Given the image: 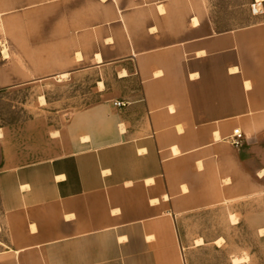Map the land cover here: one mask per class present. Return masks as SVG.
<instances>
[{
    "label": "crops",
    "instance_id": "crops-1",
    "mask_svg": "<svg viewBox=\"0 0 264 264\" xmlns=\"http://www.w3.org/2000/svg\"><path fill=\"white\" fill-rule=\"evenodd\" d=\"M26 2L60 59L30 79L90 72L93 95L40 156L0 168V264H188L201 243L182 218L226 203L264 235V19L218 28L206 0Z\"/></svg>",
    "mask_w": 264,
    "mask_h": 264
},
{
    "label": "rangeland",
    "instance_id": "rangeland-1",
    "mask_svg": "<svg viewBox=\"0 0 264 264\" xmlns=\"http://www.w3.org/2000/svg\"><path fill=\"white\" fill-rule=\"evenodd\" d=\"M206 2L218 28L240 26L255 17L264 19V0L260 5L262 12L254 11L252 4L256 0ZM27 7L26 0H0V168L16 161L17 156L18 161L40 156L41 144L48 145V130L56 128L59 121L93 95L94 74L90 72L66 75L60 80L53 76L30 79L31 71L57 68L60 59L57 56L43 58L41 25L26 23ZM29 11V16H36L37 11L31 5ZM2 45L6 46L7 57L1 52ZM55 48L58 52V45ZM27 144L39 145V149L27 153ZM261 192L255 195V207L264 205ZM1 209L0 205V221ZM206 213L208 215L182 218L188 241L204 238V243L189 244L184 249L188 264H233V255L245 257L237 264H264V235L256 234L243 216L227 203L215 205ZM230 215L239 222L233 224ZM216 239H220L219 243Z\"/></svg>",
    "mask_w": 264,
    "mask_h": 264
},
{
    "label": "bare ground",
    "instance_id": "bare-ground-1",
    "mask_svg": "<svg viewBox=\"0 0 264 264\" xmlns=\"http://www.w3.org/2000/svg\"><path fill=\"white\" fill-rule=\"evenodd\" d=\"M260 5H262V0H256V2L253 4L255 11L261 8ZM1 52L3 53V56H4V57H7V56L9 55L8 52H7V50H6V46H5V45H2ZM66 75H67V74H65V73H64V74H61V75L59 76V78H57V79L60 80L61 78H64ZM99 85L101 86L102 83H100ZM40 98H41V100L44 101V97H43V96H40ZM41 100H40V101H41ZM230 218H231L232 221L235 222V218H233L232 215H230ZM219 240H220V239H219ZM219 240L216 239V242L219 243ZM202 242H203V240H202V238H200V237L197 238V239H195V243H196V244H200V243H202ZM244 258H245V257H244L243 255H242V257H241V256H237V255H233V256L231 257V261H232L233 264H237V263L242 262V261L244 260Z\"/></svg>",
    "mask_w": 264,
    "mask_h": 264
},
{
    "label": "built area",
    "instance_id": "built-area-1",
    "mask_svg": "<svg viewBox=\"0 0 264 264\" xmlns=\"http://www.w3.org/2000/svg\"><path fill=\"white\" fill-rule=\"evenodd\" d=\"M252 7L254 9L253 4H252ZM254 11H255V9H254ZM258 11H261V8L256 10L255 12H258ZM125 103H126V101H123V100H114L113 101L114 105H124ZM246 138H247L246 133L243 130H241L240 127H234L233 128V130H232V143L234 145H237V146L240 145L242 143V141L245 140ZM182 260H183V264H186L184 257L182 258Z\"/></svg>",
    "mask_w": 264,
    "mask_h": 264
}]
</instances>
